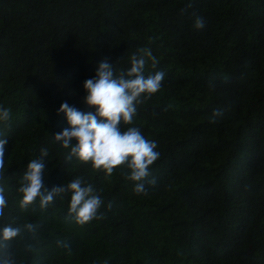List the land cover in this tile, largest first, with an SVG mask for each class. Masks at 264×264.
I'll return each instance as SVG.
<instances>
[{"label":"trees","instance_id":"obj_1","mask_svg":"<svg viewBox=\"0 0 264 264\" xmlns=\"http://www.w3.org/2000/svg\"><path fill=\"white\" fill-rule=\"evenodd\" d=\"M143 49L157 61H146L145 77L165 78L120 125L138 128L160 154L147 194H135L126 165L106 175L68 159L53 135L70 127L61 103L95 111L83 83L102 60L119 76ZM0 107L11 110L0 121V228H21L0 261L264 264V0H0ZM214 109L223 110L215 122ZM42 148L44 187L81 178L102 199L103 219L78 224L70 191L20 208L22 177Z\"/></svg>","mask_w":264,"mask_h":264},{"label":"clouds","instance_id":"obj_2","mask_svg":"<svg viewBox=\"0 0 264 264\" xmlns=\"http://www.w3.org/2000/svg\"><path fill=\"white\" fill-rule=\"evenodd\" d=\"M191 7V5H188ZM194 28L202 29L205 22L196 15ZM142 55L131 56V67L126 73L116 75L113 63L102 60L96 70L94 78L83 83L86 95L83 102L95 109L94 112H82L70 106L67 102L61 103L57 114L63 113L69 128H65L53 135L54 140L64 149H69L67 158L76 157L79 161L89 163L93 169L111 175L114 169L126 165L130 172L126 178L135 182V194H147L145 180L150 176L149 166L158 158L154 141L146 139L136 127H129L121 131L120 125H131L137 113V105L144 99L159 91L161 82L165 78L163 71L145 77L146 61L150 59L153 67L157 61L150 49H143ZM10 109L0 107V121L10 119ZM222 109H214L211 120L222 116ZM74 141V142H73ZM6 139H0V173L4 171V154ZM48 150H40L41 159H32L22 177L19 192L22 198L19 202L21 209H27L39 198L40 207L45 208L54 201L55 196L65 191L71 192L69 216L78 224H85L93 219H103L99 213L103 201L94 194L91 184H85L81 178L72 180L66 187L54 186L49 191L44 187L43 171L44 157H48ZM154 183V180L148 181ZM7 200L4 189L0 187V217L4 215ZM111 208V204L108 205ZM99 213V214H98ZM35 225L28 223L24 228L35 230ZM21 228L6 225L0 228V246L20 235ZM0 264H13L10 260L0 261Z\"/></svg>","mask_w":264,"mask_h":264}]
</instances>
